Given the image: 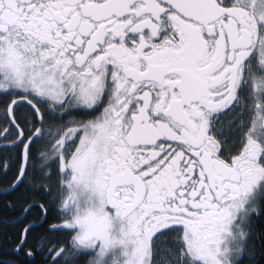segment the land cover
Masks as SVG:
<instances>
[{"label":"snow or ice","instance_id":"obj_1","mask_svg":"<svg viewBox=\"0 0 264 264\" xmlns=\"http://www.w3.org/2000/svg\"><path fill=\"white\" fill-rule=\"evenodd\" d=\"M0 264H264V0H0Z\"/></svg>","mask_w":264,"mask_h":264}]
</instances>
